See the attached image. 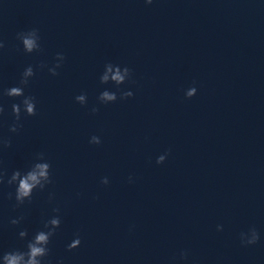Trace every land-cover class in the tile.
Masks as SVG:
<instances>
[{
	"label": "clouds",
	"instance_id": "obj_1",
	"mask_svg": "<svg viewBox=\"0 0 264 264\" xmlns=\"http://www.w3.org/2000/svg\"><path fill=\"white\" fill-rule=\"evenodd\" d=\"M147 4H151L153 0H145ZM17 39L20 40L23 51L27 54L33 52H41L39 29L32 28L26 32L17 33ZM5 44L0 40V50L4 49ZM56 63L52 67H48L46 64L41 63L38 67L43 69L48 67V72L52 76H57L59 73L57 69L62 67L65 60L63 53H57L55 57ZM35 75V71L31 65L25 68L21 75V79L17 86L10 87L3 91V95L10 98L23 97L20 103H13L11 105L12 115L14 122L10 125L9 131L17 133L22 127L21 115L22 112L26 116H35L36 100L33 96L25 95V88L28 86L30 79ZM132 77V70L127 66L121 67L112 63H107L104 66V71L100 76L101 84L113 83L117 90L120 91L119 86L129 81ZM197 93L196 87H190L186 90V98H192ZM134 93L132 91H120L119 99L124 100L132 97ZM98 101L102 104H108L116 102L118 99L117 92L105 89L98 96ZM76 102L84 106L87 104V94L81 93L75 97ZM93 114L99 111L98 107L93 106L90 110ZM5 113V107L0 103V116ZM90 144L99 145L101 139L99 136L93 135L89 139ZM11 147V139L0 137V150L3 148ZM168 153L161 154L157 157L156 163L162 164L167 158ZM132 177H129V182H132ZM7 183L9 186L16 185L15 189V201L16 207H19L28 201L31 203L34 191H44L48 185L53 183L51 175V164L46 160L43 152L37 153L35 156V162L26 172L15 170L8 176L7 171L2 167L0 162V185ZM103 185L109 184V179L103 177L101 179ZM54 198L53 193H49V201ZM9 199H12V193H9ZM54 213H59L58 207L53 208ZM24 216L21 215L17 218L10 220L12 225H20L24 220ZM61 225V219L59 215H54L47 219L43 223V229L35 233V235L27 241L26 250L13 249L11 251L0 254V264H48L46 258L50 255L51 249L49 247L52 237L56 234V230ZM223 226L217 225V231H222ZM20 239H25L28 236L26 229H22L18 233ZM260 240V233L255 227L249 228L246 232L240 233V242L243 246L255 245ZM81 239L79 234L68 244L69 251L76 249L80 246ZM181 258L186 259L188 253L186 251L181 252ZM58 264H63L59 261Z\"/></svg>",
	"mask_w": 264,
	"mask_h": 264
}]
</instances>
